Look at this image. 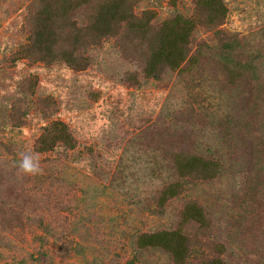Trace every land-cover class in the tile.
<instances>
[{
    "label": "rangeland",
    "instance_id": "obj_1",
    "mask_svg": "<svg viewBox=\"0 0 264 264\" xmlns=\"http://www.w3.org/2000/svg\"><path fill=\"white\" fill-rule=\"evenodd\" d=\"M223 1L228 8L222 26L226 33L253 38L264 27V0ZM35 8L34 0H0V114L10 101L21 97L17 93L21 84L31 79L36 82L35 95L30 98L33 109L25 125L13 130L0 122L1 144L12 148L19 159L23 152L33 153L34 140L47 121L39 108L46 101L53 103L48 120L66 123L77 146L66 157L63 148L39 154L43 171L19 177L12 184L18 195L11 198L18 197L25 208L24 198L27 209L35 207L30 217L43 214L57 233L72 238L73 248L80 253L71 251L65 256L52 239L46 245L37 240L44 233L36 224L15 222L13 234L0 233L7 238L0 245V264H38L31 256L45 250L50 258L43 264H171L161 252L138 251L136 236L181 228L182 206L194 199L215 220L219 241L227 243L232 264L260 263L264 141L254 130L261 115L255 112L257 101L250 98L246 84L235 90L220 70L216 55L209 53L195 67L186 63L182 71H168L159 81L146 79L142 71L146 46L126 34L102 40L86 51L90 61L82 72L63 64L13 63L11 59L29 36ZM134 11L138 16L152 11L153 25L158 27L176 14L192 16L195 5L193 0L176 5L169 0H141ZM219 42V37L202 27L193 35L191 47L193 52L197 48L206 52ZM246 127L251 133L246 144L238 145L235 133ZM179 146L220 151L224 172L216 181L188 187L157 215L153 213L155 198L168 180L164 154ZM244 149L251 150L253 157L242 156ZM0 153L2 158L5 153ZM39 187L41 192L34 193ZM18 189L29 197L20 196ZM185 229L191 236L197 232L194 225Z\"/></svg>",
    "mask_w": 264,
    "mask_h": 264
},
{
    "label": "trees",
    "instance_id": "obj_2",
    "mask_svg": "<svg viewBox=\"0 0 264 264\" xmlns=\"http://www.w3.org/2000/svg\"><path fill=\"white\" fill-rule=\"evenodd\" d=\"M34 1L36 8L32 13L29 36L16 56L11 59L13 63L27 60L49 67L63 64L74 72H82L87 69L90 61L84 55L86 51L98 46L102 40L126 34L133 35L139 45L146 46L147 54L143 55L142 70L144 78L159 81L168 71H182V66L186 63L195 67L207 53L210 57L215 54L217 64L227 82L235 90H240L246 84L250 89V98L255 97L257 103L253 105L261 119L256 121L254 130L258 138H261V143L264 141V27L253 38H239L226 33L222 26L226 23L228 8L223 0H193L195 12L192 16L176 14L158 27L153 25L155 14L152 11H143L140 16L135 13L134 9L141 0ZM169 1L176 5L181 0ZM202 27L211 30L219 37L220 42L206 52L198 48L193 52L192 37L196 30ZM35 92L36 82L32 79L21 84L17 92L21 97L3 107L0 114L2 125L5 123L13 130L22 128L28 113L33 109L30 98L34 97ZM244 100L246 98L243 103ZM237 104L235 97L234 106ZM52 108L53 103L49 101L39 108L43 119L47 121L34 140L32 152L49 154L63 148V156L66 157L69 151L76 148L77 142L66 123L48 120ZM250 133L248 127L237 131V144H246L245 138L249 137ZM1 137L3 136L0 135V150L5 155L0 158L4 167H0V233L13 234L17 228L15 222L23 225L34 223L44 233V236L37 237L39 242H45L46 245L48 239H52L60 253L65 256L71 251L80 253L73 248L72 238L64 232L57 233L51 223L42 218L43 214L30 217L28 213L35 207L27 209L28 202L24 198L22 202L25 208L20 205L18 197L12 200V195H18L17 188H13L12 184L18 183V178H24L25 174L17 168L20 160L17 154L12 148L2 146ZM248 146L254 147L251 143ZM242 153L241 155L247 158L253 157L251 150L244 149ZM154 154L156 155V152ZM164 158L163 167L168 173V180L164 181V186L155 198L153 213L157 215L164 212L170 201L184 195L188 187L216 181L224 172V158L220 151L207 153L198 148H171L165 151ZM253 163L250 160L251 167ZM256 166L254 167L257 171L259 168ZM250 172L253 173V170ZM261 175H264L262 166ZM262 180L264 178L261 176V195L264 193ZM41 184L44 185L45 182L42 181ZM18 190L22 192L20 196L29 197L28 194L23 195L22 189ZM39 192L40 187L34 193ZM39 209H43L41 205ZM180 216L181 228L179 226L172 230L139 233L135 240L136 249L161 252L168 256L171 264H232L228 259L227 243L219 241L216 222L199 200L185 202ZM192 225L197 229L193 236L185 229ZM261 229L264 233V224ZM6 241L5 236L0 237V245ZM31 257L38 264H43L50 258L46 250ZM258 264H264V240L261 242V262Z\"/></svg>",
    "mask_w": 264,
    "mask_h": 264
},
{
    "label": "clouds",
    "instance_id": "obj_3",
    "mask_svg": "<svg viewBox=\"0 0 264 264\" xmlns=\"http://www.w3.org/2000/svg\"><path fill=\"white\" fill-rule=\"evenodd\" d=\"M21 159L17 163V168L19 172L26 175H38L43 169L40 165L39 154L23 152L20 154Z\"/></svg>",
    "mask_w": 264,
    "mask_h": 264
}]
</instances>
